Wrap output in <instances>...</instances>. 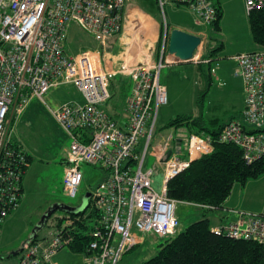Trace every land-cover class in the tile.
<instances>
[{
  "label": "built area",
  "instance_id": "2783aa9c",
  "mask_svg": "<svg viewBox=\"0 0 264 264\" xmlns=\"http://www.w3.org/2000/svg\"><path fill=\"white\" fill-rule=\"evenodd\" d=\"M213 1L157 3L162 10L167 4L186 6L198 24L209 25L216 16ZM126 4L127 0H0V233L6 217L19 206L23 175L29 165L27 153L12 137L13 120L32 100L44 104V95L50 89L73 84L82 94V103L68 102L47 109L70 139L62 178L64 194L76 196L83 180V164L105 173L90 192L97 220L89 243L79 253L84 264H118L139 243L134 230L156 238L175 235L179 201L167 195V181L191 161L213 151L211 137L196 133L187 137L183 157L173 144L176 136L151 144L158 109L168 100L167 89L159 80L160 70L168 63H163L166 32L156 60L150 53L141 62L119 69L133 83L126 99L127 123L123 125L104 108L111 98L110 81L118 71L105 69L98 51L66 52L71 23L104 49L122 32ZM263 4L264 0H245L247 13ZM201 45L190 60L196 64L208 62L200 57ZM231 58L235 75L242 80L244 107L239 119L222 128L219 141L237 145L244 160L251 163L264 156V48ZM149 149L163 166L160 191L153 184L154 171L144 168ZM199 206L204 211L215 210ZM233 212L234 220L211 228L212 232L264 245V208L259 212ZM69 243L62 231L36 240L32 235L22 246L16 264H56V254Z\"/></svg>",
  "mask_w": 264,
  "mask_h": 264
},
{
  "label": "trees",
  "instance_id": "16d2710c",
  "mask_svg": "<svg viewBox=\"0 0 264 264\" xmlns=\"http://www.w3.org/2000/svg\"><path fill=\"white\" fill-rule=\"evenodd\" d=\"M138 4L143 11L159 21L156 15L151 12L154 5L158 7L157 0H138ZM213 6L216 16L209 26L214 32L220 33V21L223 16L220 0L213 1ZM247 21L252 41L257 46L264 48V4L251 9L247 13ZM163 27L164 24L160 21V32ZM165 28L167 43L171 28L169 24H166ZM211 39L213 40V38ZM161 42L162 36L159 35L155 44L156 56L159 55ZM202 49L201 59L208 60V62H199L196 67L199 77L202 82H205L206 89H208L212 83V58L215 52L223 49V43L216 42L211 46L209 42H203ZM205 91L202 90L199 94V101ZM202 113L203 111L200 110L197 115H176L162 126L165 129H186L188 136L191 133L208 135L213 144V151L210 154L191 161L185 170L169 179L166 190L167 195L177 201L219 209L222 208L235 183L244 185L248 179L257 178L264 173V156L247 163L243 158L242 150L237 145L219 141L222 128L229 121L236 120L235 115L220 123L217 118L206 120ZM207 124L211 128L206 126ZM175 145L181 152V137L176 136ZM28 160H31L29 156ZM59 210L65 211L66 214L57 217L46 226L43 223L48 221L54 210L46 216L38 229H36L37 227L34 229L28 239L32 235L36 240L45 232L48 234L62 231L70 239L68 249L73 254H79L89 243L93 225L97 220L93 203L89 199L85 209L76 213L65 208ZM67 220L71 221L70 225L64 224ZM141 264H264V245L252 240L234 239L212 232L209 220L204 213L201 218L188 224L183 231L166 239L160 245L158 252Z\"/></svg>",
  "mask_w": 264,
  "mask_h": 264
},
{
  "label": "rangeland",
  "instance_id": "374dc122",
  "mask_svg": "<svg viewBox=\"0 0 264 264\" xmlns=\"http://www.w3.org/2000/svg\"><path fill=\"white\" fill-rule=\"evenodd\" d=\"M128 1L129 0H127V2ZM221 1L222 0H220V4ZM129 2L130 4H135L138 3V0H130ZM214 2H216V0H214ZM158 7L154 5L153 8H151L152 9L151 12L155 14L156 18L160 19L163 22V24H165V26L166 24L172 26V19L174 18L171 15H169V11L166 12V8H165L166 6L164 7L163 10L160 7L159 8ZM230 14L231 11L228 9L226 15L229 16ZM179 15L180 16H178V18L180 19L183 17L189 20L190 17L189 22L191 24V20H193L192 14L191 15L189 14L190 15L189 17L185 16L184 14L182 15L179 14ZM145 18H147V16H145ZM243 23L245 24V27L248 26L247 17L243 18ZM164 29L165 28L163 27L162 32H160L161 30L159 28L158 37L159 35L163 37V34H165L166 32ZM201 29L203 31L202 38L204 42L205 43L209 42L211 46H213L214 43L216 42L218 44L223 43L224 45L225 43V45L226 44L229 45L234 40L236 41V43L233 46H236L239 43L238 41L239 40L241 41V38L238 39L233 38L231 32H227L225 36H223L221 33L214 32L211 26L209 25L206 27H201ZM149 36H151V34ZM211 38H213V40ZM148 42L149 44L151 43L150 41ZM95 47H97V43L92 37L81 31L76 24L71 23L69 25L68 39L65 47L66 52L68 54H75L81 50L88 48H95ZM149 50L150 53H152L153 50L155 52V46L152 50L147 49L145 50V52L147 53ZM166 53H168L167 48L164 56L165 62H163L165 64L166 61L169 63V61L166 60L168 59V57H166ZM145 57L147 56L145 55ZM154 60L156 59L154 58ZM221 60L226 61L224 62V66L228 70V72L224 74L228 77L227 78L228 80L230 79V81L226 83L225 80L223 79H221L222 81L215 80L214 72H212L213 74L212 83L208 89H206L205 82H202L201 78L193 70L192 65H195V62H188L190 64L181 65L180 70L177 71L176 75H173L172 77H169L167 75L169 70H167L166 68L163 67L160 70L159 73L160 82L161 84L167 86L168 89L167 88L166 89L168 90L169 98H170V104L168 106H163L165 107V109L163 108L161 111L162 116H166L165 120L168 121L170 120V118H174L176 115H186V114L197 115L199 111L202 110L203 111L202 115L206 120L217 118L218 121L222 123L227 121L230 116L239 114L235 112H237V110L239 109V84L241 80L238 76H235V66H233L231 62H227L229 60H227L226 58H222L221 49L215 52L212 58L211 66H213V68L215 69L217 67V64ZM195 74H196V79H194ZM190 80L192 81V83ZM194 80H196L195 84H194ZM223 82H225V84H223ZM192 85H194L193 86L194 90L198 91V95L196 94L195 97L193 94L194 90L192 88ZM202 90L204 91L206 90V91L200 97V101H199V94L202 92ZM45 97H46L45 99L49 100L50 102V91ZM60 97L63 96L59 95L58 98ZM37 101L38 100L36 99L32 100L31 105L35 106L36 109H39V107L36 106L39 105L41 107V110H43V112L46 115L50 116V113L46 105L39 104ZM18 120L19 118H16V120H13V124H12V129H13L12 137L14 138V140L18 139V142L22 141L21 143L23 144L25 142V139L27 141L30 140L34 143H38L39 137L37 135V131L27 128L29 124L31 126V122H28L26 118L25 119L21 118L19 122ZM160 120L161 119L158 120V123L157 122L155 123V129L152 135L151 144L161 140L169 132H173L174 130V129H165L164 127L162 128V126L167 121L162 125L161 124L162 122H160ZM22 121H25V123L21 126ZM54 125L50 124V134L55 133L57 130L59 132H63L61 128L59 127L56 128L57 127L56 124ZM206 126L211 128V126L208 124ZM180 132L177 133L181 135V145H180L181 152L179 155L180 157H183L186 151V140L188 136V131L186 129L185 130L182 129ZM174 136H176V133ZM41 138L45 144L47 142L46 134L41 132ZM175 139L176 137L174 138L173 141L174 145L176 143ZM141 140L143 141V139ZM144 168H151L154 171L153 184L155 189L157 191H160L162 187L164 170H163V166H161L156 162V158L150 155V149L148 153L145 155ZM81 171L83 174L82 185L78 189L75 197H68L64 194L63 191V184H62L63 175L61 176L59 175V173H54L53 168H50L49 186L48 187L42 186L41 188H39L42 197L45 195V193H49L50 199L59 201L60 203H62L63 205L69 208H73V211L75 213L78 211H83L85 209V205L83 206L82 204L84 196L86 195V193H88L87 191L88 188H93L97 184L98 180L103 175V171L100 168L94 167L89 164H83L81 166ZM22 194H23V199L21 197L20 203L24 201V197L27 198L29 195L27 192H25V194L24 192H22ZM46 200L45 198L42 200L38 199V195H32L28 202L30 203V208H24L23 206H20L19 209L16 212H14L18 214L15 215V218L13 220L10 219L11 215L8 217L9 221L11 220L9 227H7L6 229V225H5V227H3L0 236V264L17 263L22 246L30 237L34 229L40 226V223L42 221L41 217L45 214V211H47L49 204ZM225 201L227 207L226 212L230 214L234 213L233 211L235 210H241L246 212L260 211V209L263 208L264 206V173L258 176L257 178L248 179L244 185H241L240 183H235L232 186L230 195ZM28 203L26 205H28ZM180 205L181 204L176 205L177 208L175 210V213L177 218L179 214H181V216H186L188 214H194L195 212L200 213V211H198L197 208L193 209L190 206L188 207V206H184V205L180 206ZM64 212L65 211L59 209L55 210L48 219V221L43 224H45L46 226L49 223L51 224V222H53L57 217L64 216L66 214V212L65 213ZM217 214L215 216H217ZM208 216L212 218V223H213L215 218L212 217L211 213H209ZM46 233L47 232H45L44 235ZM169 237L160 238L156 240L155 242V246L157 249L156 253L158 252L160 245L163 244L164 241ZM141 249H143V247L136 246L131 251L125 253L123 255V259L119 261L118 264H134L135 259L139 257V251ZM54 261L56 264H84L83 257L79 254L78 255L73 254L68 248H63L62 250H60L56 254Z\"/></svg>",
  "mask_w": 264,
  "mask_h": 264
},
{
  "label": "crops",
  "instance_id": "0c3cea01",
  "mask_svg": "<svg viewBox=\"0 0 264 264\" xmlns=\"http://www.w3.org/2000/svg\"><path fill=\"white\" fill-rule=\"evenodd\" d=\"M129 1L127 2L124 8L123 29L120 35L112 39L104 49L101 48L100 45L98 44H97V47L95 48H88L90 50L100 52L101 58H102V66L105 69L118 71L117 74L110 81L109 89L111 93V98L108 101V103L104 106V108L122 125L127 123V115L125 112L126 99L131 93L133 83H132V80L129 78V76L121 74L119 72V69L122 65H134L135 63L141 62L145 58V55L149 56L150 50L147 53L145 52V50L147 49L152 50L154 48L156 41L158 39V33H159L160 21H161L160 19L159 21L154 19L152 15L143 11L140 8L138 3L130 4ZM221 6L223 9V16L220 21V33L223 36H225L227 32H231L233 38L235 39L241 38V41L239 40L238 41L239 43L236 46H233L236 43L235 40L232 41L231 44L229 45L228 44L225 45L224 43L223 49L221 50L222 58H226L227 60H229L227 62H231L233 66H235V61L231 58L233 55L242 53V52L258 51L263 48L257 46L252 41L250 37L249 29L247 28L248 26L245 27V24L243 23V18L247 17L245 0H222ZM165 8H166V12L169 11V15H171L174 18L172 19V26H170L171 29L178 28V29L184 30L192 34H196L199 36L201 35V38H202L203 31L201 27H206L207 25L198 24L196 20H194L196 19V17L194 16V14L192 13L190 9H188L186 6L179 5V4H167ZM228 9L231 11V14L229 16L226 15ZM179 14L181 15L184 14L187 17H189L192 14L193 20H191V24L189 22L190 17H189V20L183 17L180 19L178 18V16H180ZM142 16L144 17L147 16L152 21L151 36L148 35L149 33L148 31L144 32V29L141 28L142 27L141 25L140 26L138 25L139 19ZM148 41H150L151 43L149 44ZM202 41L204 42V40ZM149 45H150V48H149ZM202 48L203 47H201L198 50V52L200 53V57L203 52ZM151 54L153 55L155 59L158 58L154 50L152 51ZM166 57H170L173 59V62L167 63L164 66V68L169 70L167 73L169 77L176 75V72L180 70L181 65L190 64L188 62L180 61L176 57H174L173 55H169L168 53H166ZM189 62H193V61H189ZM224 62L226 61L221 60L217 64V67L215 69L213 68V66L211 67L214 69V79L215 80L222 81L221 79H223L225 80L226 83H228L230 79L228 80L227 79L228 77L224 74L228 72V70L224 66ZM192 67H193V70L199 76L196 63L195 65H192ZM194 77H195L194 79H196V74L194 75ZM225 82H223V84H225ZM195 83H196V80H194V84ZM164 86L167 88L166 85ZM193 86L194 85H192V88L194 90ZM49 91H50V102L49 100L45 99L46 98L45 96L49 93ZM49 91L44 95V105L52 109H55L58 106L64 103H68V102H77V103L83 102L82 94L80 93L78 88L73 84H61L57 87L50 89ZM195 91L196 90H194L193 92L194 97L196 96V94H198V91L196 92ZM59 95H62L63 97L58 98ZM167 97H168L167 103L159 107L157 115H156V122L158 123V120L161 119L160 122H162L161 123L162 125L167 120H165L166 116H162L161 111L163 108L165 109V107L163 106H168L170 104L168 90H167ZM37 102L39 104H43L40 101H37ZM31 103L26 107L24 112L18 118L19 120L21 118L23 119L26 118L28 122H31V126L29 124L27 128L37 131L39 142L34 143L30 140L27 141L25 139V142L23 144L21 143L22 141L18 142V139L17 140L15 139V142L20 144V146L24 149V151L27 153V155L31 159L23 175V181H22V192H24V194L25 192H27L29 195L27 198L24 197V201L22 203H20L21 201L19 202V206L17 207V209L12 211L6 217V219L4 220L2 224L1 233L5 225H6V229L7 227H9L11 220L9 221L8 217L11 215L10 219L13 220L15 218V215L18 214L14 212H16L20 206H23L24 208H30V203L28 202L32 195H38V199H41V200L44 198L45 200L47 199L46 201L49 204L47 211H45V214L41 218L47 215L48 212H51L52 209L54 211V208H56V206H59V205L63 207L65 206L59 201L50 199L49 193H45V195L42 197L41 191H39V188H41L42 186H47V187L49 186L50 168H53L54 173H59V175L61 176L63 175L64 169L68 165L67 152L69 149L70 139L64 131L59 132L57 130L55 133L50 134V124H53V125L56 124L57 126L56 128L59 127L58 124L53 119L51 114L50 116L46 115L43 112V110H41V107L39 105H36L39 107V109H36L35 106L31 105ZM243 107H244V91H243V85H242V80H241L239 84V109L237 110V112H235V113H239V114H235L237 119H239ZM24 123L25 121H22L21 126ZM181 130L182 129H174L173 132H169L162 139H164L165 137H168L169 135L174 136L175 133L177 137H181L180 134H177ZM41 132L46 134L47 142L45 144L42 141ZM161 140L156 141V142H160ZM150 155L153 156L151 152H150ZM104 177H105V173L103 172V175L98 180V182L103 180ZM81 185H82V182H81ZM91 190L92 188H88L87 190L88 193ZM21 197L23 199V194L21 195ZM27 203L28 205H26ZM177 204H181V205L188 206V207L190 206L193 209L197 208L198 211H200V213L195 212L194 214H188L186 216H181V214H179L178 220L180 223H179L177 233L183 231V229L189 223L195 221L198 218H201L204 215V213L209 220V224L211 228L217 227L219 225H222L236 218L234 214L232 213L230 214L226 212V208H227L226 201L224 202L222 208L215 209V210H206V212H204V209L199 205L182 202V201H179ZM263 208H261L260 211ZM253 212H259V211H253ZM209 213H211L212 217L215 218L213 223H212V218L208 216ZM216 214L217 216H215ZM134 232H136V236L139 240V243L136 246L143 247V249L139 251V257L135 259L134 264H141L142 262L154 256L157 250L155 246V242L157 239H160V238H156L149 234L139 233L136 230H134ZM1 233H0V236H1Z\"/></svg>",
  "mask_w": 264,
  "mask_h": 264
},
{
  "label": "water",
  "instance_id": "95a60500",
  "mask_svg": "<svg viewBox=\"0 0 264 264\" xmlns=\"http://www.w3.org/2000/svg\"><path fill=\"white\" fill-rule=\"evenodd\" d=\"M201 42H202L201 36L186 32L178 28H173L168 33L167 51L169 54L173 55L178 60L183 61V62H189L193 58L194 52L200 46ZM169 155H170V152L167 153V157ZM90 198H91V193H87L84 196L83 203H82L83 206L87 205L88 199ZM64 208L67 210L73 211L72 208H69L67 206L63 207L60 205L56 206L54 210L64 209ZM51 212H48L47 215H45L42 218L40 225L43 223L46 216L51 214ZM39 227H37L36 229H38Z\"/></svg>",
  "mask_w": 264,
  "mask_h": 264
},
{
  "label": "bare ground",
  "instance_id": "6f19581e",
  "mask_svg": "<svg viewBox=\"0 0 264 264\" xmlns=\"http://www.w3.org/2000/svg\"><path fill=\"white\" fill-rule=\"evenodd\" d=\"M152 21L147 17V18H145L144 16H142L140 19H139V26L141 25L142 27V29H144V31H148L149 33V35L151 34V28H152ZM168 61H169V63L170 62H173V59L172 58H170V57H168V59H167Z\"/></svg>",
  "mask_w": 264,
  "mask_h": 264
}]
</instances>
